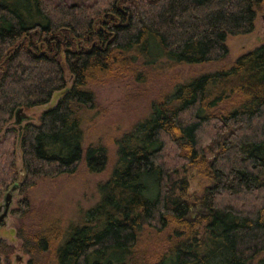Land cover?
Listing matches in <instances>:
<instances>
[{
  "label": "trees",
  "instance_id": "obj_1",
  "mask_svg": "<svg viewBox=\"0 0 264 264\" xmlns=\"http://www.w3.org/2000/svg\"><path fill=\"white\" fill-rule=\"evenodd\" d=\"M263 8L264 0H0V197L17 181L25 194L13 214H31L27 191L74 173L83 155L89 171L106 168V145H83V112L97 105L89 83L130 73L143 81L157 63L223 61L227 36L253 31ZM43 104L37 122H13L17 107ZM114 141L111 172L81 223L44 215L41 229H19L28 264L45 252L44 264H127L147 226L165 233L152 264H264V42L177 82ZM190 166L212 180L193 195L178 175ZM0 251L9 263L15 246L0 242Z\"/></svg>",
  "mask_w": 264,
  "mask_h": 264
},
{
  "label": "rangeland",
  "instance_id": "obj_2",
  "mask_svg": "<svg viewBox=\"0 0 264 264\" xmlns=\"http://www.w3.org/2000/svg\"><path fill=\"white\" fill-rule=\"evenodd\" d=\"M70 2L85 0H69ZM264 42V8L258 11L253 31L244 34H229L226 43L229 49L223 61H210L199 64H174L157 63L145 67L146 77L143 81L136 78L133 73L109 79L101 83H89L95 92L97 105L95 109L84 110L87 118L83 123L85 129L84 147L88 142H101L108 149V163L104 170L91 172L85 164L83 155L77 170L71 174H61L57 177H43L31 187L27 194L31 200L33 212L23 218L13 214L12 210L20 205L24 193L20 188L13 194L10 211L5 218V223L0 225V242L15 246V251L10 254L8 263L6 254L0 264H28L30 255L26 253L22 244L25 239L19 234L28 235L32 231L41 229L42 217L54 215L59 219V224L67 227L81 223L84 211L94 205L99 193L97 184L105 180L113 166L116 155L114 139L128 129L136 120L143 118L150 111L151 102L170 91L174 84L204 71L216 70L230 65L240 54ZM50 104L34 106L25 109L34 122L38 114ZM95 115V116H94ZM26 121H23V123ZM18 163L21 164L20 152ZM179 176L186 175L190 180L188 193H200L204 186L212 180L200 174L195 167L180 170ZM0 197V214L4 209V195ZM164 232L157 234L149 226L143 230L133 255L127 264H152L156 252L162 251L166 246L163 241ZM56 242L52 244V248ZM45 252L39 264H44L50 258Z\"/></svg>",
  "mask_w": 264,
  "mask_h": 264
},
{
  "label": "water",
  "instance_id": "obj_3",
  "mask_svg": "<svg viewBox=\"0 0 264 264\" xmlns=\"http://www.w3.org/2000/svg\"><path fill=\"white\" fill-rule=\"evenodd\" d=\"M32 118V116L27 113V111L22 107L19 106L15 110L14 119L13 122L21 125L23 121H28ZM21 127V126H20ZM20 183L17 181L15 182L5 193L4 195V209L2 213L0 214V223H5V218L7 217L9 211H10V205L13 200V194L16 189L19 188Z\"/></svg>",
  "mask_w": 264,
  "mask_h": 264
},
{
  "label": "flooded vegetation",
  "instance_id": "obj_4",
  "mask_svg": "<svg viewBox=\"0 0 264 264\" xmlns=\"http://www.w3.org/2000/svg\"><path fill=\"white\" fill-rule=\"evenodd\" d=\"M2 256L3 255L0 253V263L3 261Z\"/></svg>",
  "mask_w": 264,
  "mask_h": 264
}]
</instances>
